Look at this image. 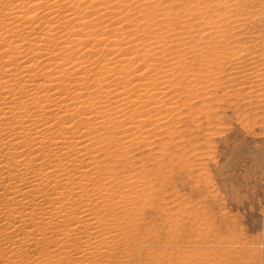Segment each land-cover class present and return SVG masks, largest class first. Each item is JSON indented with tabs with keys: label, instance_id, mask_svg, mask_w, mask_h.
Masks as SVG:
<instances>
[{
	"label": "bare ground",
	"instance_id": "obj_1",
	"mask_svg": "<svg viewBox=\"0 0 264 264\" xmlns=\"http://www.w3.org/2000/svg\"><path fill=\"white\" fill-rule=\"evenodd\" d=\"M229 8L0 0V264H112L151 235L177 109L214 85L193 66L222 59L208 38Z\"/></svg>",
	"mask_w": 264,
	"mask_h": 264
},
{
	"label": "rangeland",
	"instance_id": "obj_2",
	"mask_svg": "<svg viewBox=\"0 0 264 264\" xmlns=\"http://www.w3.org/2000/svg\"><path fill=\"white\" fill-rule=\"evenodd\" d=\"M227 1L236 21L208 38L222 59L193 66L214 85L180 105L182 137L166 143L156 203L172 211L147 213L151 235L112 264H264V0Z\"/></svg>",
	"mask_w": 264,
	"mask_h": 264
}]
</instances>
